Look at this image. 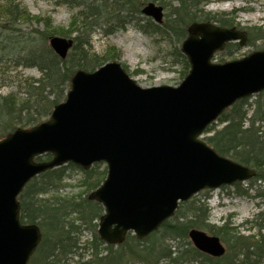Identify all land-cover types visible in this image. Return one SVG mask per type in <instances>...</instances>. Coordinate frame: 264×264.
I'll return each mask as SVG.
<instances>
[{
  "label": "water",
  "instance_id": "1",
  "mask_svg": "<svg viewBox=\"0 0 264 264\" xmlns=\"http://www.w3.org/2000/svg\"><path fill=\"white\" fill-rule=\"evenodd\" d=\"M142 15L162 22V7L148 3ZM246 34L213 23H193L180 51L189 70L176 87L142 88L119 61L77 70L64 101L45 121L16 128L0 140V264H28L41 233L19 220L18 196L34 177L66 164L83 171L94 164L106 176L87 199L103 207L97 235L109 245L128 233L146 238L171 218L180 202L203 190L243 183L254 170L218 155L203 140L208 126L233 104L264 91V50L216 63L226 44H246ZM64 60L70 39H48ZM50 155L48 161L36 158ZM189 241L218 258V237L192 229Z\"/></svg>",
  "mask_w": 264,
  "mask_h": 264
},
{
  "label": "trees",
  "instance_id": "2",
  "mask_svg": "<svg viewBox=\"0 0 264 264\" xmlns=\"http://www.w3.org/2000/svg\"><path fill=\"white\" fill-rule=\"evenodd\" d=\"M50 1L74 11L67 29L55 27L49 17L32 16L21 0H0V80L1 86H10L7 93L0 92V140L16 128H30L48 119L54 106L65 99L70 79L77 70L91 72L119 59L120 52L111 45L103 57L91 51L90 39L96 30L109 36L134 22L144 34H158L180 44L187 36L189 25L212 22L220 27L244 30L246 46L258 41L264 49V27L241 28L228 14L205 13L201 5L207 0H175L178 3L175 9L166 0H151L169 9L160 25L139 17L142 6L149 0ZM230 14L234 16L235 11ZM53 36L72 41L64 60L48 45V39ZM234 48L236 44H228L224 52ZM174 52L175 61L182 66L183 78L189 65L180 48ZM216 61L224 62L221 57ZM17 69H36L39 77L8 75ZM253 97L252 102L245 98L226 109L206 128L202 140L218 155L254 170L255 175L246 182L245 189H241V183L234 186L240 195H249L254 190L255 197L260 198L263 194L255 185H264V91ZM50 158L43 155L36 161ZM68 168L83 174L79 182L83 190L70 197L60 192L67 185ZM105 175L102 163L87 171L67 164L27 183L17 198L19 220L23 225H36L42 236L29 264H264V210L254 216L253 228L247 230L252 234L243 235L227 221L220 226L209 224L206 195L203 199L193 196L179 203L174 215L144 239L128 233L119 245L105 244L97 235L103 207L87 199ZM192 229L218 237L227 248L224 255L214 258L195 249L188 239ZM83 231L89 232V240L80 239Z\"/></svg>",
  "mask_w": 264,
  "mask_h": 264
},
{
  "label": "rangeland",
  "instance_id": "3",
  "mask_svg": "<svg viewBox=\"0 0 264 264\" xmlns=\"http://www.w3.org/2000/svg\"><path fill=\"white\" fill-rule=\"evenodd\" d=\"M21 2L32 16L51 18L55 27L67 29L74 13L67 6H57L50 0H21ZM149 2L159 5L157 1L149 0ZM168 2L174 9L178 6L175 0H166L165 3L168 5ZM162 8L164 15L169 12L167 7L162 6ZM201 9L213 15L228 14L227 17L230 19L233 17L235 24L241 28L264 27V0H207L205 5H201ZM232 11H235L234 16L230 14ZM141 16L140 13L139 17ZM24 30L29 29L24 28ZM180 44L158 34H144L134 26V22L127 23L124 29L117 30L109 36H104L101 30H96L90 39L91 51L100 57L105 56L104 52L108 45L114 46L120 52L119 59L115 61L125 66L130 77L142 88L176 87L180 84L184 78L181 75L182 66L175 61L173 56L174 51L180 48ZM261 46L262 44L257 41L253 46L217 53L215 60L220 57L223 61L240 59L252 51L262 49ZM8 75L36 79L39 77V72L36 69H17ZM1 84L3 82L0 80V92L7 93L10 86H1ZM253 100L254 97H250L248 102ZM66 174L68 176L66 184L69 185L63 187L60 191L61 195L70 197L80 193L83 189L79 186V182L83 174L73 168H68ZM246 184V182L241 183V189H245ZM255 188L263 194V197H255L254 190H250L249 195H240L234 185L222 186L215 190H203L196 197L203 199L205 195L207 196L209 224L220 226L227 221L240 234L249 235L252 231L247 230L253 228L254 216L260 210H264V185L257 183ZM80 239L89 240V232L83 231ZM222 245L226 250V246L223 243Z\"/></svg>",
  "mask_w": 264,
  "mask_h": 264
},
{
  "label": "flooded vegetation",
  "instance_id": "4",
  "mask_svg": "<svg viewBox=\"0 0 264 264\" xmlns=\"http://www.w3.org/2000/svg\"><path fill=\"white\" fill-rule=\"evenodd\" d=\"M162 11H163V8H162ZM163 17H164V13H163Z\"/></svg>",
  "mask_w": 264,
  "mask_h": 264
},
{
  "label": "bare ground",
  "instance_id": "5",
  "mask_svg": "<svg viewBox=\"0 0 264 264\" xmlns=\"http://www.w3.org/2000/svg\"><path fill=\"white\" fill-rule=\"evenodd\" d=\"M221 242V241H220Z\"/></svg>",
  "mask_w": 264,
  "mask_h": 264
}]
</instances>
